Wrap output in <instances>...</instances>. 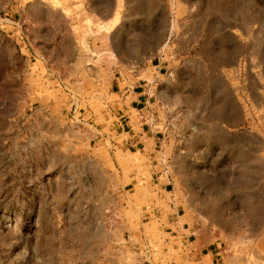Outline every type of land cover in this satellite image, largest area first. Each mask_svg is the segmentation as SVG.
I'll list each match as a JSON object with an SVG mask.
<instances>
[{
	"label": "rangeland",
	"instance_id": "1",
	"mask_svg": "<svg viewBox=\"0 0 264 264\" xmlns=\"http://www.w3.org/2000/svg\"><path fill=\"white\" fill-rule=\"evenodd\" d=\"M0 264H264V0H0Z\"/></svg>",
	"mask_w": 264,
	"mask_h": 264
},
{
	"label": "crops",
	"instance_id": "2",
	"mask_svg": "<svg viewBox=\"0 0 264 264\" xmlns=\"http://www.w3.org/2000/svg\"><path fill=\"white\" fill-rule=\"evenodd\" d=\"M146 90L145 88H142L141 91H138V92H129L128 93V96H131V94H134L133 96V105H135V108L138 112H143V109H145L147 106V102H148V98L146 97V94H145ZM134 108V109H135Z\"/></svg>",
	"mask_w": 264,
	"mask_h": 264
}]
</instances>
